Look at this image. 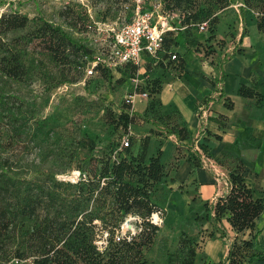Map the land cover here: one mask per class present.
<instances>
[{
	"label": "trees",
	"instance_id": "trees-1",
	"mask_svg": "<svg viewBox=\"0 0 264 264\" xmlns=\"http://www.w3.org/2000/svg\"><path fill=\"white\" fill-rule=\"evenodd\" d=\"M162 1L171 10H185V7L190 10H185L187 13L180 20L185 28H195L197 22L206 19L207 26L209 24L208 41L213 39L218 21L214 15L215 8L224 9L237 2L205 0L206 7L199 8L195 0ZM239 7L240 10L246 7L258 15L256 28L264 33V0H242ZM69 14L74 26L79 28L84 25L78 14ZM30 22L36 23L34 18L11 10L0 15V31L24 29ZM170 31L164 33L161 58L175 54L170 62L181 71L184 61L177 52L170 50L175 45V40L168 37ZM29 33L31 41L34 38L42 41L46 58L57 66L65 67L67 73L73 69H83L86 64L84 56L91 57L93 54L90 47L73 39L61 26L43 19H39L37 26ZM0 49V103H3L8 95V87H15V84L29 77L33 69L31 63L37 60L26 45L15 48L0 46ZM229 57L212 58L213 69L218 73L214 74L213 87L224 79L223 63ZM157 62L164 65L160 59ZM121 67L134 75L138 70L134 64ZM95 72L111 83L112 69L97 64ZM160 89L158 78H145L143 84L138 86V90L147 91L149 99L143 112L134 111L125 95L117 106L118 114H112L109 120L114 127L122 129V136L129 125L137 121L151 123L153 127L139 139L137 147L133 134L129 136L127 146L120 145L121 138H110L100 148L92 138L81 136L79 141L84 142L87 152L82 156L78 153L71 156V162L63 168L45 164L42 157L23 159L15 156V168L0 162V264H153L145 258L144 251L153 244L159 224L153 223L150 218L153 213L160 217L166 213L153 194L178 159L175 156L168 164L163 163L160 159L161 143L169 134H174L178 141L189 139L182 116L173 109L168 112L162 110L157 96ZM239 92L243 96L260 97L258 92L247 91L246 85H241ZM222 95L220 92L217 98ZM212 99L206 96L203 102ZM19 102L21 104L15 108V112H8L3 123L6 130L15 134L16 144H23L17 137H22L30 126H26V111L21 110L26 107L22 100ZM108 112L106 108L104 113ZM49 123L50 117L46 116L35 120L31 135L36 142L53 133ZM150 137H155L157 142L154 150L148 153ZM193 164L199 162L193 161ZM70 170L78 173L75 179L61 177ZM242 171V163L235 162L227 171L226 192L211 203L203 201L204 218L219 225V237L227 234L225 224L234 233L226 256L205 264H254L264 258V248L258 245L256 239L264 197L255 196ZM129 216L136 217L130 222L136 224L137 231L129 240H115L116 231ZM198 218L196 214L195 223ZM99 228L106 234L103 248H99L95 242ZM180 232L185 236L180 238L178 244V248L185 251L181 264H194L197 254L200 255L196 251L197 242L188 238L184 230ZM213 235L214 231H209L208 236ZM199 258L202 259V256Z\"/></svg>",
	"mask_w": 264,
	"mask_h": 264
},
{
	"label": "rangeland",
	"instance_id": "rangeland-1",
	"mask_svg": "<svg viewBox=\"0 0 264 264\" xmlns=\"http://www.w3.org/2000/svg\"><path fill=\"white\" fill-rule=\"evenodd\" d=\"M195 1L199 4V8L206 7L205 0ZM241 3L242 0H237L235 4L224 9L215 8L214 15L217 16L218 21L215 25L214 37L210 41L206 40L209 24L203 32L193 27L180 28V20L187 13L184 11H190L187 7L180 11L171 10L162 0H145L143 8L153 10L154 22L160 18L157 15L161 16L158 22L166 16L168 25L173 27V30L169 29L172 31L168 37L177 39L176 42L174 41L175 44L184 49L200 51V57L211 61V58L214 60L223 55H230L242 43L257 45L260 41L263 46L258 47V50L259 53H264V33L256 28L258 15L246 7L240 10ZM124 4L129 8L124 7ZM130 4L128 0H0V15L9 13L11 10H18L36 21V23L30 22L24 29L0 31V46L15 48V46L26 45L32 50L33 58L37 60L31 63L30 59L29 63L33 65L30 76L15 84V87H8V95L3 103H0V162L2 164L5 162L6 166L15 168V156L23 159L42 157L45 164H54L57 168H63L71 162V156L76 153L82 156L87 152L84 142L79 141L81 136L92 138L98 148L110 138L120 140L122 129L114 127L109 120L112 114L114 116L118 114L117 106L122 97L133 91L134 81L131 77L136 76L138 79L145 80L144 73L134 75L128 69L121 67L112 70L111 83L101 78L98 72L88 74L84 68L79 71L73 69L67 73L65 67L57 66L46 58L42 41L36 38L31 41L29 32L37 26L39 19H43L61 26L73 39L90 47L93 55L101 56L100 48L110 40L111 32H114L112 28L116 30L124 20L133 15ZM69 13L78 14L84 25L79 28L77 25L74 26L72 15ZM173 13L177 15L171 18ZM86 24L90 27L87 28ZM1 54L2 49H0ZM141 64L151 65L155 69L161 66L149 57H146ZM118 80L121 81L118 82ZM19 100H22L26 107L21 110L26 111L24 114L28 118L26 126H30V130L25 129L22 137H17L23 144H16L15 134L6 130L3 123L8 112H15V108L21 104ZM141 104L137 102L135 106L139 107ZM106 108L109 112L105 114ZM45 116L50 117L49 124L53 128V133L36 142L31 135L33 124L35 120ZM120 133L121 135L117 136ZM73 160L72 157V162ZM73 172L75 173V170H70L64 175L72 176ZM190 208L192 209L190 218L185 216V218L176 219V216L173 218L170 214L166 219L156 217L159 232L153 244L144 251L148 261L153 264H181L185 256V251L178 248L179 240L183 236L180 235V230H183L181 226L186 228L189 221L194 220V213L201 211L202 204L192 202ZM178 220H180V226L177 225ZM202 225L194 222L190 230H202L199 228ZM135 228L136 224L131 223V227L125 229L131 231ZM217 228L220 233L219 226ZM103 231L102 228L97 230V240L101 241ZM100 246L103 248L105 245L100 242ZM199 254L202 259L198 256L199 261L196 264L210 262L206 255Z\"/></svg>",
	"mask_w": 264,
	"mask_h": 264
},
{
	"label": "crops",
	"instance_id": "crops-1",
	"mask_svg": "<svg viewBox=\"0 0 264 264\" xmlns=\"http://www.w3.org/2000/svg\"><path fill=\"white\" fill-rule=\"evenodd\" d=\"M184 27L180 26L181 29ZM260 46H263L260 41L257 45H239L223 63L225 76L215 87L212 80L218 73L213 69V63L200 57V51L184 49L178 44L172 46V51L184 61L181 71L172 65V61L158 69L141 64L137 70L138 74L144 73L147 79L160 80L161 89L157 96L162 110L177 111L185 121L189 134V139L185 141H178L174 134H169L161 143L160 159L163 163L168 164L175 156L178 159L153 194L166 211L165 216L158 217L166 219L170 214L176 219L190 218L191 203L200 202L202 209L194 214H198L197 222L203 224L199 227L202 230H190L194 220L189 221L188 229L183 226L181 229L188 238L197 242V253L206 255L210 262L226 256L234 233L225 224L227 234L219 237V225L204 218L203 201L211 203L226 192L228 169L240 161L245 181L252 186L255 196L264 197V53H259ZM138 80L139 85L143 84V79ZM241 85H246L247 91L258 92L260 97L241 95ZM220 92L223 95L217 98ZM206 96L213 99L203 102ZM148 101V98L135 96L132 109L142 113ZM137 102L142 103L141 106L136 107ZM129 127L137 147L139 139L153 125L137 121ZM156 142L155 137H150L148 153L154 150ZM193 161L199 164L195 165ZM177 225L180 226V220ZM258 227L256 239L258 245L264 248V209ZM211 230L214 231L213 237L208 236ZM198 261L197 254L194 264ZM254 264H264V258Z\"/></svg>",
	"mask_w": 264,
	"mask_h": 264
},
{
	"label": "built area",
	"instance_id": "built-area-1",
	"mask_svg": "<svg viewBox=\"0 0 264 264\" xmlns=\"http://www.w3.org/2000/svg\"><path fill=\"white\" fill-rule=\"evenodd\" d=\"M131 2L130 8L133 15L124 20L117 28L112 30L110 40L107 41L103 46H101V56L93 55L91 57L84 56L86 64L84 69L88 74L95 72V66L100 64L103 67L116 70L118 67H121L125 64H134L140 66L145 57H149L155 61L159 59L164 64L163 66H168L171 59L175 58V54L171 53L165 58H161L160 52L163 51V36L166 30L173 29V27L168 25L166 16H163L161 19L160 15L158 16V21H153V10L148 8H143L145 0H128ZM124 7L129 8L128 5L124 4ZM170 16L171 18L174 17ZM168 16V15H167ZM158 22V24H157ZM208 21L201 20L195 24V29L199 32H203L207 28ZM87 28L90 25H85ZM138 73H136L137 75ZM214 76V74H213ZM134 81V89L132 92L127 93V100L130 102L131 106L134 102L135 96L139 98H147L146 90H138L139 80L135 76L132 78ZM132 134L130 127L128 131L123 134L120 140L121 146H127L129 144V136ZM77 172H73L72 176H61L63 178L75 179L77 177ZM157 213L151 215L150 221L153 223L156 222ZM135 216H129L125 220L129 222L135 220ZM127 226L124 222L120 225L119 229L115 233V240L126 238L130 239V236L133 235L137 228L129 231L125 229ZM96 244L101 248L100 242L106 245V234L104 233L101 237V241L96 240Z\"/></svg>",
	"mask_w": 264,
	"mask_h": 264
},
{
	"label": "water",
	"instance_id": "water-1",
	"mask_svg": "<svg viewBox=\"0 0 264 264\" xmlns=\"http://www.w3.org/2000/svg\"><path fill=\"white\" fill-rule=\"evenodd\" d=\"M124 224H125L127 227H131V223H130L128 220H125V221H124Z\"/></svg>",
	"mask_w": 264,
	"mask_h": 264
}]
</instances>
